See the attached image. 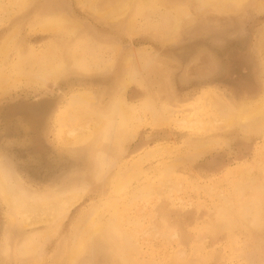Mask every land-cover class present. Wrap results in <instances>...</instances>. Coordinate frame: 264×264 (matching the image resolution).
I'll use <instances>...</instances> for the list:
<instances>
[{
  "label": "rangeland",
  "instance_id": "obj_1",
  "mask_svg": "<svg viewBox=\"0 0 264 264\" xmlns=\"http://www.w3.org/2000/svg\"><path fill=\"white\" fill-rule=\"evenodd\" d=\"M263 100L264 0H0V264H264Z\"/></svg>",
  "mask_w": 264,
  "mask_h": 264
},
{
  "label": "bare ground",
  "instance_id": "obj_2",
  "mask_svg": "<svg viewBox=\"0 0 264 264\" xmlns=\"http://www.w3.org/2000/svg\"><path fill=\"white\" fill-rule=\"evenodd\" d=\"M58 68V67H57ZM53 70V69H52ZM262 114H264V100L262 101V103H260L258 106L256 107H248L246 108L242 115H241V120H243L244 122H248V123H252L254 122L257 118H259L260 116H262ZM264 118V117H263ZM197 122H200L201 124L206 123L207 125L211 124L210 121L205 120L203 123L201 120H197ZM223 122H228L227 119H224ZM256 124V123H255ZM255 127V126H254ZM205 128V127H204ZM259 129V128H258ZM81 134V133H80ZM77 135V134H76ZM2 181V179L0 180ZM71 196H68V198ZM74 197V196H72ZM67 199V198H66ZM73 200V198L70 199V202ZM66 201V200H65ZM68 201V199H67ZM73 203V202H72ZM68 204V203H67ZM70 204V203H69ZM68 204V206H69ZM27 208V207H26Z\"/></svg>",
  "mask_w": 264,
  "mask_h": 264
}]
</instances>
